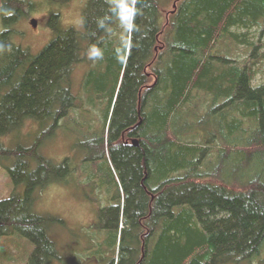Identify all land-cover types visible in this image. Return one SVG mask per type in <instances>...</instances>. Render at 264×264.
Instances as JSON below:
<instances>
[{"label": "trees", "instance_id": "trees-1", "mask_svg": "<svg viewBox=\"0 0 264 264\" xmlns=\"http://www.w3.org/2000/svg\"><path fill=\"white\" fill-rule=\"evenodd\" d=\"M5 6L16 14L0 17V42L12 46L0 53V160L15 155L6 169L24 190L0 201V233L32 243L25 264L61 259L48 235L61 221L33 211L37 191L71 175L40 149L57 128L93 140L79 184L106 196L116 189L107 210L97 207L78 264L104 261L107 246L117 244L108 264L239 263L260 254L264 79L256 76L264 63V0H175L166 17L156 0H137L139 31L123 62L116 49L127 34L118 22L111 35L96 26L108 0H89L83 30L59 32L36 55L11 41L30 3ZM101 41L103 59H88L89 46ZM26 123L35 127L34 142L7 149L4 138ZM124 132L137 144H124ZM94 230L104 238L95 245Z\"/></svg>", "mask_w": 264, "mask_h": 264}, {"label": "rangeland", "instance_id": "rangeland-1", "mask_svg": "<svg viewBox=\"0 0 264 264\" xmlns=\"http://www.w3.org/2000/svg\"><path fill=\"white\" fill-rule=\"evenodd\" d=\"M26 1L30 3L31 10L14 24V31L13 34H11V41L16 46L27 48L32 54L36 55L59 32L68 28H73L77 31L83 30V10L85 4L89 0H68L61 2L49 0ZM156 1L160 7L162 17H166L167 13L172 10L175 4V0ZM52 16H54V20L51 18ZM32 19L36 21V27L32 26ZM1 31L2 23L0 19V32ZM242 52L244 53V51H239L237 53L241 58H243ZM260 69L261 70L256 76L257 81L264 79V63L261 65ZM81 71L82 70L79 68L75 69L74 77L76 79H79ZM150 82H152V79ZM77 114H75L76 118L78 117ZM70 115L72 116L73 114L71 113ZM62 130L63 128L55 129V133H53L50 139L47 140L46 138L40 148L42 154L52 161L54 165L58 166V164H56L57 162L65 157L67 159L69 156L73 164H76L81 157L93 156L92 154L88 155V150L86 149L88 144H92V138L74 140L72 132H63V134ZM34 131L35 127H33L31 123H26L19 130H14L4 138V146L11 151L25 148L34 142L36 138ZM71 131H75V129L73 128L72 130L71 128ZM15 164L16 158L13 154H9V157L0 160V201L9 199L14 190L18 191L16 193L23 192L24 190L23 185H20L21 187L15 186L12 177L7 172L6 168L12 169ZM62 173H64V171L59 170V174ZM72 173L64 182H52L35 193L33 211L38 215H45L51 218L58 217L61 221L57 226L50 225V231L48 232L50 239L55 243L58 253L61 256L60 261H54L52 264H76L79 262L82 259H80V255H84L82 250L79 251V248L81 249L87 245L89 236L86 235V233L92 231L88 230L90 228H88V226H90L94 220L95 210L99 209H97L98 206L107 210L111 206L107 203L108 199H111L109 201L113 203L116 201L112 198L116 193V189H113V192L109 196H106L103 190H98L96 187L92 188L93 190L87 189L86 191V188L79 184L81 178L83 181L85 180L82 176L83 172L81 168H78L77 174L72 176ZM82 190L84 192L81 195ZM120 196L119 199L122 200L123 191H120ZM109 217L110 212H106L103 215V220H108ZM103 223L106 224L107 221L102 222V224ZM93 233L94 237L103 235V232L97 235L96 230H94ZM89 234H92V232ZM107 237L108 234L103 242L104 244H106ZM99 238V240L95 238L94 245L97 241H103L104 239H102V237ZM107 248L104 261L100 262L86 258L83 264H108L112 258L116 257L118 244L116 245L115 251L111 247L107 246ZM32 249V243L17 232L10 235H3L0 233V264H25ZM216 264H264V242L260 254L252 257L250 260L239 263L217 262Z\"/></svg>", "mask_w": 264, "mask_h": 264}, {"label": "clouds", "instance_id": "clouds-1", "mask_svg": "<svg viewBox=\"0 0 264 264\" xmlns=\"http://www.w3.org/2000/svg\"><path fill=\"white\" fill-rule=\"evenodd\" d=\"M137 0H109V12L103 16L97 18V29L111 35L113 22H118L123 33L127 34L120 39V45L116 49V57L121 59L125 54L129 53L133 47L132 33L139 31L138 26L135 23V19L139 14V9L136 7ZM15 9L5 6V0H0V17L10 18L14 16ZM4 30H7L4 28ZM101 42L93 43L88 48V59L97 61L102 60L104 56L103 48L100 46ZM12 46L0 42V53L10 52Z\"/></svg>", "mask_w": 264, "mask_h": 264}, {"label": "flooded vegetation", "instance_id": "flooded-vegetation-1", "mask_svg": "<svg viewBox=\"0 0 264 264\" xmlns=\"http://www.w3.org/2000/svg\"><path fill=\"white\" fill-rule=\"evenodd\" d=\"M153 80H154V78H153ZM124 135H125V132H124V134H122V140H123V143L124 144H127L128 142L131 145H136L137 144V142H136L135 139H133V138H127V139H125ZM80 160H81V158L78 159V162L76 164H73V163H71V157L69 156L67 159L65 157L61 161L57 162L56 164H58V166H59L60 164L64 163L66 165V167H65L66 172L72 173L74 171L73 174H72V176H73V175L77 174L78 168L80 169ZM96 211L97 210H95L94 217H95Z\"/></svg>", "mask_w": 264, "mask_h": 264}, {"label": "water", "instance_id": "water-1", "mask_svg": "<svg viewBox=\"0 0 264 264\" xmlns=\"http://www.w3.org/2000/svg\"><path fill=\"white\" fill-rule=\"evenodd\" d=\"M174 5H175V4H174ZM31 24H32L33 27H35V26H36V21H35L34 19H32V20H31Z\"/></svg>", "mask_w": 264, "mask_h": 264}]
</instances>
